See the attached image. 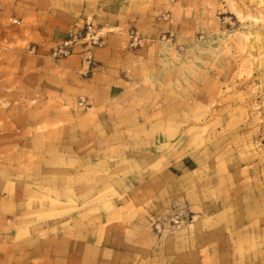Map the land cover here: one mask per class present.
Here are the masks:
<instances>
[{
  "label": "rangeland",
  "instance_id": "374dc122",
  "mask_svg": "<svg viewBox=\"0 0 264 264\" xmlns=\"http://www.w3.org/2000/svg\"><path fill=\"white\" fill-rule=\"evenodd\" d=\"M85 22L94 63L52 57ZM0 196L29 240L105 218L137 264H264V0H0Z\"/></svg>",
  "mask_w": 264,
  "mask_h": 264
},
{
  "label": "crops",
  "instance_id": "0c3cea01",
  "mask_svg": "<svg viewBox=\"0 0 264 264\" xmlns=\"http://www.w3.org/2000/svg\"><path fill=\"white\" fill-rule=\"evenodd\" d=\"M4 203L6 197L0 196V218L8 221V215L2 212ZM105 220L100 218L96 224L86 219V227L80 233L74 228L71 233L48 234L44 240L36 234H30L29 240V236H18L17 230L13 234L0 230L1 244L12 240L18 246V249L15 244L11 246L14 249L9 248L10 244L2 247L3 258L12 253L4 264H137L138 247L133 244L136 234L133 228H127L132 223L122 225L114 220L101 231L100 225L106 224ZM28 241L36 242L34 248L28 249ZM42 241L49 244L44 251L39 247Z\"/></svg>",
  "mask_w": 264,
  "mask_h": 264
},
{
  "label": "built area",
  "instance_id": "2783aa9c",
  "mask_svg": "<svg viewBox=\"0 0 264 264\" xmlns=\"http://www.w3.org/2000/svg\"><path fill=\"white\" fill-rule=\"evenodd\" d=\"M13 21L16 22V20ZM103 43L104 40L101 31L95 29L90 22H85L79 29L71 28L67 30L65 37L51 48V56L54 58L67 57L74 52L77 44H82L85 52L83 62L86 64V67H88L91 63H94L90 54V47H101ZM84 101V98H80L79 104L82 105Z\"/></svg>",
  "mask_w": 264,
  "mask_h": 264
}]
</instances>
